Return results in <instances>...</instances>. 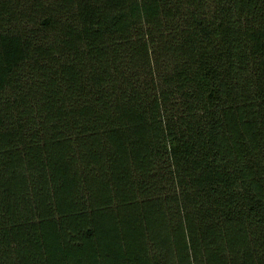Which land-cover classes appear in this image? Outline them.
<instances>
[{
    "label": "trees",
    "instance_id": "trees-1",
    "mask_svg": "<svg viewBox=\"0 0 264 264\" xmlns=\"http://www.w3.org/2000/svg\"><path fill=\"white\" fill-rule=\"evenodd\" d=\"M0 264H264V0H0Z\"/></svg>",
    "mask_w": 264,
    "mask_h": 264
}]
</instances>
